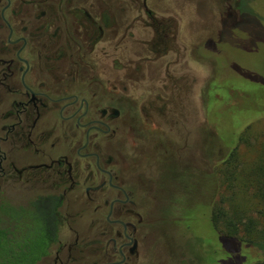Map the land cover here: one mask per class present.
Returning <instances> with one entry per match:
<instances>
[{
	"label": "flooded vegetation",
	"instance_id": "1",
	"mask_svg": "<svg viewBox=\"0 0 264 264\" xmlns=\"http://www.w3.org/2000/svg\"><path fill=\"white\" fill-rule=\"evenodd\" d=\"M178 1L0 0V229L38 198L55 208L38 264H175L155 254L165 217L149 201L160 161L191 166L196 100L205 109ZM6 187L27 197L12 205Z\"/></svg>",
	"mask_w": 264,
	"mask_h": 264
},
{
	"label": "rangeland",
	"instance_id": "2",
	"mask_svg": "<svg viewBox=\"0 0 264 264\" xmlns=\"http://www.w3.org/2000/svg\"><path fill=\"white\" fill-rule=\"evenodd\" d=\"M176 7L181 12L182 22L191 24V40L196 43L194 56L199 62L194 66L197 79L194 96L199 98L205 86V109L200 111L196 100V124H190L196 131L192 142L194 164L191 162L189 166V161L182 159L179 167L178 163L170 161L157 164L161 168V180H153L152 190L156 182L160 183L161 190L156 187L157 197L149 201V210L165 219L152 230V236L157 239L155 254H159L162 261L175 264L186 261L191 255L196 263L203 253L208 264H244L250 258L245 249L211 231L206 205L214 197L220 200L224 187H242L241 182L233 180L225 170L241 173L245 165L255 159L264 142V119H260L252 124L247 141L237 145V162L231 168L222 166V159L234 146L230 145L234 140L231 125L236 128L244 115L258 111L262 103L257 104L255 100L264 99V0H230L229 3L179 0ZM236 8L238 16L230 11ZM219 40L221 43L215 44L214 41ZM232 116L234 119L230 120ZM179 144L182 147L183 141ZM151 152H155L152 145L143 149L146 163L150 161ZM184 152L188 153V149ZM174 159L177 161V155ZM172 175L182 186L175 187L170 180ZM150 177L157 178L156 175ZM15 188H5L12 205L22 203L28 193L22 187ZM169 201L174 202V210L166 204Z\"/></svg>",
	"mask_w": 264,
	"mask_h": 264
},
{
	"label": "trees",
	"instance_id": "3",
	"mask_svg": "<svg viewBox=\"0 0 264 264\" xmlns=\"http://www.w3.org/2000/svg\"><path fill=\"white\" fill-rule=\"evenodd\" d=\"M255 102L262 103L258 111L244 115L236 128L231 125L234 146L222 159L225 168H231L237 162L236 147L243 140L247 141L252 124L264 119V99ZM225 171L233 180L240 181L242 187H224L220 200L214 197L206 205L209 227L215 235L218 233L233 245L245 249L250 258L244 264H264V142L255 159L245 165L241 173ZM32 206L31 212L17 220L11 214L12 220L8 221L7 227L0 229V264H38L55 242L59 224L56 209L42 198ZM11 211L15 212V209L11 208ZM203 256L196 264L209 263Z\"/></svg>",
	"mask_w": 264,
	"mask_h": 264
}]
</instances>
